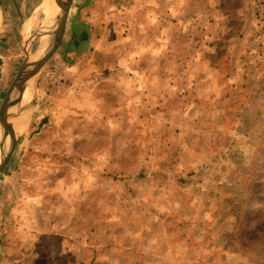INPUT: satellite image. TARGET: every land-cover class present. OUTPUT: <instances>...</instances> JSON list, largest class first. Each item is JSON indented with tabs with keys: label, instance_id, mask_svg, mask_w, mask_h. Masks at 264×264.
<instances>
[{
	"label": "rangeland",
	"instance_id": "rangeland-1",
	"mask_svg": "<svg viewBox=\"0 0 264 264\" xmlns=\"http://www.w3.org/2000/svg\"><path fill=\"white\" fill-rule=\"evenodd\" d=\"M65 29L11 110L0 264H264V0H72Z\"/></svg>",
	"mask_w": 264,
	"mask_h": 264
},
{
	"label": "crops",
	"instance_id": "crops-1",
	"mask_svg": "<svg viewBox=\"0 0 264 264\" xmlns=\"http://www.w3.org/2000/svg\"><path fill=\"white\" fill-rule=\"evenodd\" d=\"M31 1L0 0V115L13 83L10 78L18 62L17 48L21 42L28 40L34 14L37 10L41 11L45 0L38 8L30 7ZM6 139L7 135L0 124V156L5 150Z\"/></svg>",
	"mask_w": 264,
	"mask_h": 264
},
{
	"label": "water",
	"instance_id": "water-1",
	"mask_svg": "<svg viewBox=\"0 0 264 264\" xmlns=\"http://www.w3.org/2000/svg\"><path fill=\"white\" fill-rule=\"evenodd\" d=\"M53 1L57 4L60 11V14L58 12L55 16V27H53V29H49V33L47 34L46 44L50 45L53 42V45L51 48H49L48 52L38 63L32 64V57L30 55H27V59L20 68L15 81L12 83L9 89V92L1 110L0 124L2 125L5 131V135H9L10 140L8 142V146L0 156V175L3 173L4 169L10 162L18 143V134L13 128V116L11 114V110H13L16 105L15 99L23 97L27 82L35 78L43 70L48 60L52 57V55L55 53V51L58 49L59 45L62 42L72 0ZM30 67H32L31 70Z\"/></svg>",
	"mask_w": 264,
	"mask_h": 264
},
{
	"label": "bare ground",
	"instance_id": "bare-ground-1",
	"mask_svg": "<svg viewBox=\"0 0 264 264\" xmlns=\"http://www.w3.org/2000/svg\"><path fill=\"white\" fill-rule=\"evenodd\" d=\"M44 16L46 18L45 20V26H47V29H51L53 25V21L50 22V20L54 19L56 14L59 12V7L53 0H45L44 1ZM66 30V29H65ZM48 63V62H47ZM30 95V92H26L24 99L28 98ZM13 128L17 134H19V128H18V120L17 117L12 122Z\"/></svg>",
	"mask_w": 264,
	"mask_h": 264
}]
</instances>
